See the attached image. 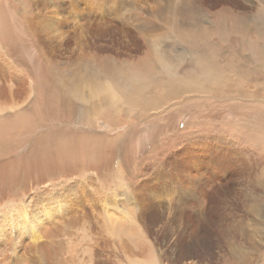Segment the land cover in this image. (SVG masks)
I'll return each instance as SVG.
<instances>
[{
    "label": "rangeland",
    "instance_id": "rangeland-1",
    "mask_svg": "<svg viewBox=\"0 0 264 264\" xmlns=\"http://www.w3.org/2000/svg\"><path fill=\"white\" fill-rule=\"evenodd\" d=\"M262 12L0 0V264H264Z\"/></svg>",
    "mask_w": 264,
    "mask_h": 264
},
{
    "label": "bare ground",
    "instance_id": "bare-ground-1",
    "mask_svg": "<svg viewBox=\"0 0 264 264\" xmlns=\"http://www.w3.org/2000/svg\"><path fill=\"white\" fill-rule=\"evenodd\" d=\"M260 17H264V12H262V14L260 15ZM194 20L195 19V16L193 15V17L191 18L190 17V20ZM238 24H237V27L239 26L240 27V24H239V20L237 21ZM188 26V25H187ZM239 27L238 29L236 28V30L239 32ZM177 30L181 33H184L182 34V36H185V32H187L185 30V32L183 31V28L181 27H176ZM219 30V29H218ZM244 30H247V28H244ZM236 31V32H237ZM241 31V30H240ZM178 32V33H179ZM190 32V31H189ZM181 33H179L181 35ZM192 34V33H191ZM195 34V33H194ZM196 35V34H195ZM199 34L196 35V38L194 40H198L197 37H198ZM200 35L204 36V33L202 34V32H200ZM193 40V39H191ZM193 40V41H194ZM192 41L193 44H195L194 42ZM258 41L255 42L256 46L259 44L257 43ZM192 44V45H193ZM252 44V43H251ZM196 46V45H195ZM199 48V47H198ZM199 51V50H198ZM201 52V51H199ZM203 52V51H202ZM260 66H262L264 68V65L260 63ZM99 67V66H98ZM100 68V67H99ZM99 68L96 69V73H97V76H99L101 74V71H99ZM101 68L102 71H104L106 74L108 75H111V77L115 80V84L116 86H113V85H105V86H111V87H114L116 88L118 91L122 90V95L120 96V99H125L127 100L128 102L131 103V105L137 101V97H139L140 99L142 97H145L144 95L147 94L145 88L147 87V85H149L150 89L153 88V86L158 83L157 81L153 80L152 77H150L154 72L151 71V69H147L145 68L143 65H140L139 68H138V71H139V75L136 79L133 78V75L135 74H126L123 70H121L120 68H117L116 67V71L115 69L113 68V64L110 62H104L103 65H101ZM103 73V72H102ZM125 73V74H124ZM104 74V73H103ZM138 75V74H137ZM96 76V77H97ZM140 84H143V87H138L137 85H140ZM137 86V88H131V86ZM184 87H187V86H183V89L181 87H176L175 89L170 88L168 89V95L170 94H174L175 92L179 91L182 89V91H185V89H188L187 88H184ZM111 92L114 93V90H111ZM12 95V94H11ZM154 100L155 101H161V96L157 97L156 95H154ZM17 102V101H16ZM145 107L149 108V105L150 103L149 102H146L145 104H143ZM142 105V107H143ZM63 218V217H62ZM102 262L100 261L99 264H101Z\"/></svg>",
    "mask_w": 264,
    "mask_h": 264
}]
</instances>
